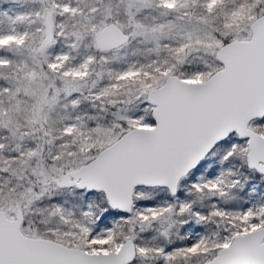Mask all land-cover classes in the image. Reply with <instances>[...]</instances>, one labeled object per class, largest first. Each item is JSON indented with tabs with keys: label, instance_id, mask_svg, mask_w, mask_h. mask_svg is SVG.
<instances>
[{
	"label": "snow or ice",
	"instance_id": "6c2138e0",
	"mask_svg": "<svg viewBox=\"0 0 264 264\" xmlns=\"http://www.w3.org/2000/svg\"><path fill=\"white\" fill-rule=\"evenodd\" d=\"M0 264H264V0H0Z\"/></svg>",
	"mask_w": 264,
	"mask_h": 264
}]
</instances>
